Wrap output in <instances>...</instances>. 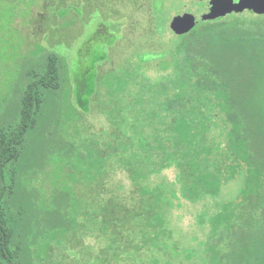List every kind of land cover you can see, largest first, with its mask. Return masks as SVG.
Segmentation results:
<instances>
[{
  "label": "trees",
  "instance_id": "obj_1",
  "mask_svg": "<svg viewBox=\"0 0 264 264\" xmlns=\"http://www.w3.org/2000/svg\"><path fill=\"white\" fill-rule=\"evenodd\" d=\"M246 11L253 16H244ZM177 36L180 41H173L167 55L143 56L102 81L114 131L108 142L86 139L83 148H51L49 140L56 147L62 143L53 133L43 136L60 121L59 97L71 87L66 59L50 51L30 63L14 119L0 124V264H33L23 239L27 234L10 208L27 195L23 180L44 174L53 155L67 150L86 165L88 189L100 193L105 180L119 172L139 187L142 201L133 210L118 197L89 206L100 213L101 232L114 236L123 264H174L181 253L169 243L170 210L180 200L220 198L236 180L241 181L237 197L219 201L216 212L200 221L209 227L200 243L201 261L264 264V12L235 11ZM146 61L156 62L168 78L146 76ZM91 79L88 98L96 94V77ZM171 169L177 173L170 186L144 187ZM119 212H124L120 219ZM119 225L126 233L122 239ZM144 253L168 259L152 256L144 262ZM183 254L187 261L196 258L190 250Z\"/></svg>",
  "mask_w": 264,
  "mask_h": 264
},
{
  "label": "rangeland",
  "instance_id": "obj_2",
  "mask_svg": "<svg viewBox=\"0 0 264 264\" xmlns=\"http://www.w3.org/2000/svg\"><path fill=\"white\" fill-rule=\"evenodd\" d=\"M211 2L0 0V124L14 119L30 63L47 52L57 51L70 67L71 87L59 97L60 121L50 126L48 133L44 131L43 136L53 133L58 143H62L56 147L49 140L51 148H83L86 139L108 142L109 134L114 131L108 115L112 103L102 81L113 70L120 72L129 63L136 65L143 56L167 55L173 41H180L171 23L190 4L198 3L205 9ZM243 15L253 16L249 11ZM144 71L154 80L168 78L154 61H146ZM92 74L96 77V94L88 98ZM128 101L125 99L123 103ZM77 156L71 157L68 150L53 155L55 160L50 159L44 174L23 180L27 195L18 196L15 206L10 208L20 227H24L23 235L27 234L23 239L32 250L30 261L33 264H123L114 236L101 232L105 227L100 213L96 209L92 212L89 206L105 205L106 200L118 197L121 205L133 210L142 201L139 187L127 174L119 172L105 180L100 193L94 192L85 186L90 182L86 165L75 162ZM176 173L174 169L167 170L144 187L170 186ZM240 188L241 181L236 180L224 187L220 198H207L196 204L176 202L169 215L173 230L169 243L179 248L181 256L174 264H202L200 243L207 239L209 227L200 221H207L208 215L216 212L219 201L236 198ZM123 214L119 212L118 218ZM116 230L119 238L125 237L121 225ZM186 250L196 258L187 261L183 254ZM152 256L144 253L140 257L147 262ZM153 257L168 259L164 254Z\"/></svg>",
  "mask_w": 264,
  "mask_h": 264
},
{
  "label": "water",
  "instance_id": "obj_3",
  "mask_svg": "<svg viewBox=\"0 0 264 264\" xmlns=\"http://www.w3.org/2000/svg\"><path fill=\"white\" fill-rule=\"evenodd\" d=\"M246 8L264 12V0H212L205 9L199 7L198 3L190 4L187 10L171 23V28L177 35H182L192 30L200 21L224 17Z\"/></svg>",
  "mask_w": 264,
  "mask_h": 264
}]
</instances>
